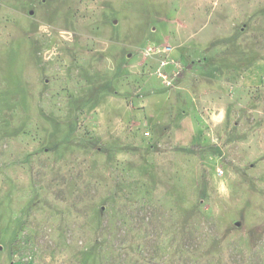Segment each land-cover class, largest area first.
I'll use <instances>...</instances> for the list:
<instances>
[{
  "label": "rangeland",
  "instance_id": "1",
  "mask_svg": "<svg viewBox=\"0 0 264 264\" xmlns=\"http://www.w3.org/2000/svg\"><path fill=\"white\" fill-rule=\"evenodd\" d=\"M0 264H264V0H0Z\"/></svg>",
  "mask_w": 264,
  "mask_h": 264
},
{
  "label": "built area",
  "instance_id": "2",
  "mask_svg": "<svg viewBox=\"0 0 264 264\" xmlns=\"http://www.w3.org/2000/svg\"><path fill=\"white\" fill-rule=\"evenodd\" d=\"M159 75L162 76L163 78H165L166 80L169 81V83H171V81L169 80V78L167 77V74L163 73L162 71L159 72Z\"/></svg>",
  "mask_w": 264,
  "mask_h": 264
}]
</instances>
